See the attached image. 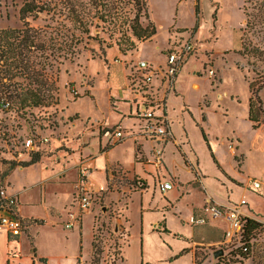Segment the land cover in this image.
I'll list each match as a JSON object with an SVG mask.
<instances>
[{
	"label": "rangeland",
	"instance_id": "374dc122",
	"mask_svg": "<svg viewBox=\"0 0 264 264\" xmlns=\"http://www.w3.org/2000/svg\"><path fill=\"white\" fill-rule=\"evenodd\" d=\"M25 1L0 0V28H30L42 32L45 26L54 23L55 18L46 13L21 18L19 9ZM263 1L197 0V27H193L196 21L195 0H147L150 17L158 27V33L151 41L138 43L136 49L124 55L114 42L117 34L109 38L106 28L91 27L92 38L82 35V41L75 49L73 47L72 52H60L51 68L46 73L43 71L46 75L43 77L58 89L57 103L24 112L0 109V187L13 168L7 161H27L30 154L38 153L37 164L14 166L11 184L7 188L18 192L26 187L24 194L19 195L32 203L28 210L43 218L48 217L49 221L44 237L34 242L30 238L29 242L23 241L22 255L31 253L35 246L41 252L54 255V261L58 255H66L61 259L62 264H93V251L91 255L88 254V243L82 240L79 248L76 226L72 229L74 235H71V230H63L59 221V224H54L56 217L49 215L44 203L38 201V189L40 187L44 191L47 201L58 206L69 204L68 210H75L77 184L82 177L81 166L85 164L90 171L85 161L97 151L98 140L101 141L102 137L104 144L113 141L111 135H102L103 130L124 127L120 121L122 115H127L129 128L124 129V137L116 142L127 139L126 143L114 153L126 165L130 162L133 146L131 137L137 146L136 141L143 136L146 139L144 149L150 154L152 167L157 169L163 164L165 168L157 173L155 179L163 176L174 180L170 172L179 176L181 181L194 176L187 186V193L177 202L176 209L183 214L181 219L190 213L192 205H201L207 200L218 201L225 207L244 199L246 204H243V209L248 211V217L262 223L250 241L252 251L249 257L241 262L233 261L231 252L236 242L223 241L226 223L218 227L217 240L220 242L215 240L206 244L204 239L198 240L192 260L187 252L191 246V223L178 218L175 210L174 215L169 213L165 221L159 219L161 224L156 228H149L146 219L139 236L141 249L143 236L145 251L155 264H264V123L253 129L246 116L250 81H255L256 85L262 84L258 93L264 109V53L259 57L240 53L243 32L249 48L257 47L264 51V23L244 31L245 12H253L257 7L255 4ZM61 19H58V22H62L59 29L65 31L68 22ZM73 33L78 34L77 31ZM96 34L104 42L94 39ZM185 40H189L194 49L188 54L187 58L190 59L181 69L174 86V81L167 83L162 75L163 53L168 51V47L182 45ZM156 44H164L160 48L162 53L156 49ZM137 50L139 53H136ZM137 55H145L152 61L155 67L148 68L153 70L154 77L146 83L141 81L139 85H134L131 82L128 85L127 79L130 78V71L135 69ZM39 67L37 65V72L41 73ZM162 102L166 122L169 125L171 120L175 136L172 139V135H167L161 148L151 147L149 141L155 144L154 138L146 134L145 128L137 131L138 127L132 119L137 118L138 124H142L143 118L137 114L141 111L130 110L128 113L127 107L136 105L141 110L151 107L154 111L155 106L160 108ZM201 128L207 142L202 137ZM28 138L33 145L31 148L24 145ZM156 148L161 150L158 157H154ZM164 154L166 161H163ZM89 176L90 173L88 184L92 191ZM254 179L260 181L259 188L251 186ZM139 181L141 178L136 174L127 179L120 172L115 174L106 189L96 185L95 193L91 192L93 204L89 213L94 216L95 240L101 250L99 264H122L116 256L119 243L113 226L101 219L110 209L105 199L113 190V184H132L136 187ZM36 183H39L38 186ZM122 198L121 204L124 205L126 195ZM133 201L131 207L136 201L135 195ZM92 215L85 217V234H88ZM130 217L132 221L134 215ZM156 217L159 218L160 213H150L148 218L152 223ZM192 226L194 230L199 227ZM122 233L121 236H124ZM218 249L223 253L215 256L214 252ZM168 254H172V258L164 261ZM10 255H13L11 249L8 251ZM0 264H3L1 256Z\"/></svg>",
	"mask_w": 264,
	"mask_h": 264
},
{
	"label": "trees",
	"instance_id": "16d2710c",
	"mask_svg": "<svg viewBox=\"0 0 264 264\" xmlns=\"http://www.w3.org/2000/svg\"><path fill=\"white\" fill-rule=\"evenodd\" d=\"M197 3V0H195L196 21L193 27H197ZM255 5L257 7L253 12H245L244 31H249L255 25L264 23V12H262L264 1ZM19 12L21 18L46 13L55 18V21L45 26V29L42 30L43 33L30 28L26 30L0 28V109L2 110L14 109L15 111L24 112L32 108H45L57 103L58 89L48 83L47 78L43 77L46 76L43 71L46 73L51 68L53 61L58 58L60 52L61 54L62 51L63 53L72 52L73 47L75 49V46L82 41V35L92 38L91 27L106 28L109 30V38H113L117 34L114 42L118 50L124 55L128 51L136 49L138 43L150 39L156 32L154 24L149 20L146 0H26L20 7ZM60 17H62L61 21L68 22L65 31L59 29L62 24V22H58ZM73 31H77L78 34H74ZM94 39L104 42L98 34ZM245 42L243 32L240 51L242 55H249L250 53L259 57L261 53H264L262 49L257 47L249 48ZM37 65H40L39 70L41 73L37 72ZM134 68L133 72L130 71L128 83L133 82L131 84L134 85H139L141 81L146 83L144 78L146 70L137 69L136 64H134ZM260 85L262 84L256 85L255 81L248 83L250 96L246 116L253 129L264 123V109L258 93ZM5 103L7 106L3 107L2 104ZM155 107L156 110L161 109L162 114H166L163 102L160 108ZM200 131L203 139L207 142L202 128ZM138 152L137 148L135 159L141 160V155L138 156ZM212 159L214 160L213 156ZM38 160V153H34L30 154V159L27 161L10 160L7 163L10 167L16 165L26 166ZM143 184L145 182L141 180L138 185ZM33 221L42 223L43 220L34 219ZM261 226L262 223L254 218L248 216L241 218L240 238L231 252L233 261L241 262L249 257L252 251L250 241ZM94 232L95 227L91 242L92 263L99 264L101 250L96 243ZM34 250L35 248H32V256H36ZM119 253L118 246L116 256L118 261L123 264V259ZM39 261L45 263L46 259L40 257ZM222 263L227 264V262Z\"/></svg>",
	"mask_w": 264,
	"mask_h": 264
},
{
	"label": "crops",
	"instance_id": "0c3cea01",
	"mask_svg": "<svg viewBox=\"0 0 264 264\" xmlns=\"http://www.w3.org/2000/svg\"><path fill=\"white\" fill-rule=\"evenodd\" d=\"M148 14H149V10H148ZM149 20L154 24L156 28V32L150 39L144 40L140 42L139 44L151 41L158 33V27L156 23L151 19L150 14H149ZM163 46L164 44L155 45L156 49L159 50L160 53H162L160 51V48L162 49ZM167 50H169V47L167 48ZM136 53H139V50H137ZM163 55H165V53H163ZM137 57L138 59L134 62L135 64L138 60H145L148 65H150L153 68L155 67V65L154 66L152 65L151 63L152 61H150V59H148L145 55H141V56L137 55ZM189 59L190 57L186 58L185 62L183 61L175 77L174 86H175V83L177 82V79L179 78L181 69L184 67V65ZM164 62L162 63L163 65H164ZM156 66H157L156 68H158L159 64ZM155 79L158 81L160 80L157 78ZM166 106H167V103H166ZM130 110L132 112H136V111H144L145 109L141 110L140 106L132 105V106L127 107V112ZM154 112L156 114H159L160 110L155 109ZM167 115H169L168 106H167ZM132 119H133V122L136 123V126L138 127L137 131H139V128L143 129L147 124V122L144 119H141L143 120L142 124H138L137 118L133 117ZM128 123L130 122H129V118L127 117V115H122L120 124L124 125V127L119 126L122 129V131H124V129L128 130L129 128ZM169 123L170 124L168 125V128L170 130V135H172V139H173L175 135L171 127V120H169ZM132 124L133 123H131V125ZM126 140L122 141L121 143H116L117 141H107V142H110V144H107V142L106 144H104L102 137H101V141L98 140L97 151L94 152L93 155L89 159H86L85 161V163H87L90 168L89 183L92 185L91 192L95 193L97 186L99 187L102 186L103 189H106L108 186L107 184H109V182L113 179L115 174L120 173V172L124 173L127 179H130V177L133 174H136L138 177L141 178V180L145 182V184L138 185V187L137 186L135 187L132 184L130 185L122 184L119 186H117L116 184H113V190L109 191L108 196L105 199V202L107 203L108 201L107 204H110V209H108L107 214H104L101 216V219H104L106 223H109L113 226L114 233L117 235L116 241L117 243H119V249H120L119 255L123 259V264H149V263L155 264L154 261L150 258V256L145 251V243H144L143 236L141 237L142 238L141 239L142 249H141L140 237H139L141 236V229L143 230L146 219H147L149 228L150 226H153L154 228H156V225L160 226L159 224L161 223H159V219H161L160 220L161 222L163 219L165 221L169 213H172L174 215V210L176 211L177 214H179L177 215L178 218L181 219V216H183V214H182V211H178L176 209L178 205L177 202L183 198L185 193H187V186L191 184V181H192L191 179H193L194 176L192 178L181 181L179 176H175L174 174H172V172H170L171 176L175 177L174 180H172L170 177H163V176H161L158 179H155V176L157 175V173H159L160 171H163V169L165 168L163 164L161 165L160 168H157L158 171L156 168L152 167V164L149 162L150 154L144 149L146 139L143 136L142 137L140 136V139L136 141V143L138 144L137 146L135 145L134 138L131 137L133 146L131 148L130 162L128 163V165H126L125 162H123V160L120 157H118L117 154H114L118 147H121L122 145L126 143ZM163 140H164L163 138L160 139V138L155 137L153 140L156 142L155 144L154 142H150L149 140L148 141L149 143L152 144L151 147L160 146L161 148L163 146L162 144L165 143V140L164 141ZM169 142H172V141H169ZM157 143H159V145ZM137 148L140 151L139 154L142 157L141 160L135 159V153H136ZM164 152H165V149H164ZM162 156H164L163 161H166L165 154ZM146 158L148 159L146 160ZM37 162L32 163V164H37ZM166 163H165V167L168 168ZM32 164H30L29 166H31ZM14 168L15 167L10 169L9 173L5 176L4 185H2V187L0 188H4L5 191L9 194L14 193L17 195L18 214L22 218V220H25V221H24V228H23L22 234H20L19 236H10L4 230L2 229L0 230V256L2 259V263L3 264H12V263L14 264H62L61 259L66 257V255H58L57 256L58 259L54 261L53 260L54 255H49L46 252H41L35 246H34L35 248L34 251H35L36 256H32V252L31 253L27 252L26 255L21 254L23 241L25 240L26 242H29L28 239L30 238L32 242H34V240L44 237V234H45L44 231L46 230L45 228L48 227L46 225L49 221H48V217L43 218L42 216L36 215L28 210L32 206V203L30 201H26L25 199L22 198L21 195H19V193H23L26 187H23V189L18 192L12 191L7 188V185L10 186L11 184L9 182H10L11 175L14 171ZM168 175L170 174L168 173ZM163 180L171 181L173 185L172 188L167 189V190H160L158 187V182L163 181ZM37 184L39 183H36L35 185ZM38 195H39L38 201L44 203L46 209L48 210V214L53 217H56V219H54V224L60 223V226L64 228L63 230H71L69 231L71 235H74V231L72 229L76 226V229L78 232L77 235L79 237V245L81 244L82 240L83 242L86 241L88 243V254L91 255V251H92L91 242H92V234L94 231V216L91 213H89V210H91L93 203L91 204L88 210H84L80 212L79 219L76 222H71L72 223L71 226L66 228L64 224L66 221H68L67 213L68 211H70L68 210L69 204L66 205L62 203L63 205L59 204L60 206H58V204L56 205V203L52 201H47L45 193L43 190L40 189V187L38 189ZM124 195H126V204L123 205L121 203L123 199L122 197ZM133 195L136 196V201L134 203V206L131 207L130 203L134 202ZM128 199H131V200L128 202ZM218 203L220 205H223V203H220L217 201V204ZM202 205L203 204L201 205L199 204L196 206L192 205L190 213L186 216L184 215L185 219H181V220L182 221L185 220L184 222H187L189 216L197 217L201 215ZM101 207L104 208V206H101ZM240 209L245 216H249L247 213L248 211L243 209V205L240 207ZM150 213H160V217L159 218L156 217V219H154V221L151 223L150 218H148ZM89 214L92 215V221L90 222L88 234H85V231L83 230L84 220H85L86 215H89ZM132 214L134 215V217L132 218V221H131L130 216H132ZM34 219H37V220L42 219L43 221L42 223H36L33 221ZM58 221L59 223H57ZM220 224H224V223L216 222V221H208L205 224L198 225L199 227H197L196 230H194L192 226L195 224H191V233H190L191 246L187 249V252L191 255L192 260H193V257L195 256V253H194L195 245L198 243V240L200 238L204 239L206 244H210L218 239V236H219L218 227ZM225 228L226 227L223 228V231ZM120 233L124 234V236H121ZM143 233L144 231L142 232V234ZM85 236H86V239H85ZM79 248L81 249V245L79 246ZM10 249L12 250L13 255L8 256V251H10ZM130 252L133 253L132 256L130 255ZM40 257H43L46 259L45 263L39 261ZM71 257H74V255H72ZM171 258H172V254H168L165 256L164 261L166 259L169 260Z\"/></svg>",
	"mask_w": 264,
	"mask_h": 264
},
{
	"label": "built area",
	"instance_id": "2783aa9c",
	"mask_svg": "<svg viewBox=\"0 0 264 264\" xmlns=\"http://www.w3.org/2000/svg\"><path fill=\"white\" fill-rule=\"evenodd\" d=\"M176 45L169 47V50L165 53V62L163 65L164 70L162 75L166 78L167 83H171L175 80L181 64L194 49L193 44H191L189 40H185L182 45ZM149 66L150 65H148L145 60H138L136 62L137 69H147L144 74L146 82H149L154 77L153 70L148 68ZM2 106L6 107L7 104H2ZM137 114L147 122L144 128L146 134L150 137L165 139L167 135H170V130L166 122V114H162L161 109L159 114H156L151 108L137 112ZM102 135H111L113 141H118L124 137V132L119 126H117L111 130L104 129ZM24 145L29 148L33 147L31 139L29 138L25 140ZM160 152V148H156L154 157H158ZM89 172L88 166L83 164L80 168L82 177L77 184L76 208L75 210L68 211V221L64 224L66 228L71 226V222H76L79 218L80 212L89 209L92 204L91 189L88 184ZM172 186V182L169 180L158 182L160 190H167L172 188ZM251 186L253 188H259L260 181L255 179L251 180ZM100 188L103 189L102 186H100ZM243 204H246V201L240 199L237 204L222 207L220 204L207 200L202 205V214L197 217L189 216L188 222L195 225L205 224L208 221L226 223L227 226L223 231V241L225 243L231 242L232 240L238 242L240 238L241 218L245 216L240 209ZM17 207V195L14 193L9 194L4 188H0V229L4 230L10 236H19L22 234L24 228V222L18 214Z\"/></svg>",
	"mask_w": 264,
	"mask_h": 264
},
{
	"label": "water",
	"instance_id": "95a60500",
	"mask_svg": "<svg viewBox=\"0 0 264 264\" xmlns=\"http://www.w3.org/2000/svg\"><path fill=\"white\" fill-rule=\"evenodd\" d=\"M222 253H223V250L218 249L217 251L214 252V255L215 256H220V255H222Z\"/></svg>",
	"mask_w": 264,
	"mask_h": 264
}]
</instances>
